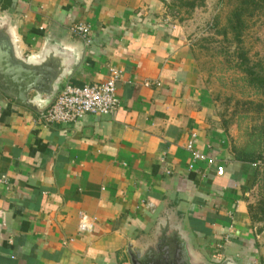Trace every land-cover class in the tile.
<instances>
[{"label":"crops","instance_id":"0c3cea01","mask_svg":"<svg viewBox=\"0 0 264 264\" xmlns=\"http://www.w3.org/2000/svg\"><path fill=\"white\" fill-rule=\"evenodd\" d=\"M163 9L159 0H0L23 57L47 40L75 52L61 90L121 74L116 111L67 124L43 125L0 91V264H131L129 245L164 234L194 264H259L249 176ZM76 23L89 26L87 39L70 34ZM190 141L205 160L192 159ZM80 213L94 219L91 232L78 230Z\"/></svg>","mask_w":264,"mask_h":264},{"label":"rangeland","instance_id":"374dc122","mask_svg":"<svg viewBox=\"0 0 264 264\" xmlns=\"http://www.w3.org/2000/svg\"><path fill=\"white\" fill-rule=\"evenodd\" d=\"M159 1L164 15L181 29L200 89L211 97L214 117L230 145L245 146L249 134L264 123V91L255 89L242 72L248 67L264 73V7L244 6L237 23L233 14L243 6L241 0ZM259 151L251 166L255 179H250L248 218L258 262L264 264V143Z\"/></svg>","mask_w":264,"mask_h":264},{"label":"water","instance_id":"95a60500","mask_svg":"<svg viewBox=\"0 0 264 264\" xmlns=\"http://www.w3.org/2000/svg\"><path fill=\"white\" fill-rule=\"evenodd\" d=\"M14 25L9 16L0 17V91L15 103L41 114L60 93L61 85L76 65V54L72 49L55 46L47 40L39 53L23 57L22 41ZM43 95L45 101L41 103ZM164 235L167 239L162 243L153 240L141 249L129 245L131 264H194L179 237ZM232 263L231 259H225L218 264Z\"/></svg>","mask_w":264,"mask_h":264},{"label":"built area","instance_id":"2783aa9c","mask_svg":"<svg viewBox=\"0 0 264 264\" xmlns=\"http://www.w3.org/2000/svg\"><path fill=\"white\" fill-rule=\"evenodd\" d=\"M69 32L71 35L85 40L88 38L90 30L88 25L76 23L70 26ZM108 71L105 79L91 85H65L51 106L38 115V121L43 125L67 124L75 122L86 114L93 116L111 115L119 105L116 85L121 74L116 68H110ZM186 148L194 161L205 160L206 157L194 149L192 141L187 143ZM215 173L219 176L223 175L224 168L222 166L216 167ZM93 221V218L80 213L78 215V230L91 232Z\"/></svg>","mask_w":264,"mask_h":264},{"label":"trees","instance_id":"16d2710c","mask_svg":"<svg viewBox=\"0 0 264 264\" xmlns=\"http://www.w3.org/2000/svg\"><path fill=\"white\" fill-rule=\"evenodd\" d=\"M253 5L254 8H259V6L264 7V0H241V5L242 7H238L234 14L233 17L235 18L237 23L241 22V17L242 14L245 12L246 7L244 6H249ZM259 5V6H257ZM190 6L193 7V4L191 3ZM248 9V8H247ZM243 63H241L240 66H242ZM242 72H244L246 75H248L249 83L255 87V89H259L264 91V73H256L249 69L248 67H245V69H242ZM249 142L246 143L245 146L243 147H236L232 146L231 151L234 155V159L238 162H240L243 165V168L246 171V174L249 176V179L246 181V189H249L251 186V178H254V176H250L253 174L254 170L252 169L251 166H255L256 162H258V156L260 154L259 147L260 144L264 143V123L260 127L258 131H254L253 133L249 134ZM253 180V179H252ZM250 206H248L249 210Z\"/></svg>","mask_w":264,"mask_h":264}]
</instances>
